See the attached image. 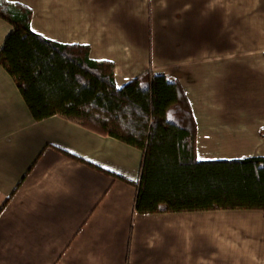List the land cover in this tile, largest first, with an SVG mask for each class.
<instances>
[{
    "label": "crops",
    "instance_id": "crops-1",
    "mask_svg": "<svg viewBox=\"0 0 264 264\" xmlns=\"http://www.w3.org/2000/svg\"><path fill=\"white\" fill-rule=\"evenodd\" d=\"M90 46L124 86L180 81L200 160L264 156V0H11ZM13 25L0 16V49ZM144 151L59 114L38 120L0 62V264H264L256 208L136 213Z\"/></svg>",
    "mask_w": 264,
    "mask_h": 264
},
{
    "label": "trees",
    "instance_id": "trees-1",
    "mask_svg": "<svg viewBox=\"0 0 264 264\" xmlns=\"http://www.w3.org/2000/svg\"><path fill=\"white\" fill-rule=\"evenodd\" d=\"M0 16L13 25L0 62L38 120L59 114L144 151L140 179L131 181L136 213L264 212V156L200 160L198 124L178 79L148 70L119 87L112 60L35 31L29 5L0 0Z\"/></svg>",
    "mask_w": 264,
    "mask_h": 264
},
{
    "label": "snow or ice",
    "instance_id": "snow-or-ice-1",
    "mask_svg": "<svg viewBox=\"0 0 264 264\" xmlns=\"http://www.w3.org/2000/svg\"><path fill=\"white\" fill-rule=\"evenodd\" d=\"M171 118V117H170Z\"/></svg>",
    "mask_w": 264,
    "mask_h": 264
}]
</instances>
